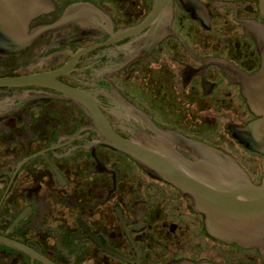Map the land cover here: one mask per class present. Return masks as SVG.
Returning a JSON list of instances; mask_svg holds the SVG:
<instances>
[{
	"label": "flooded vegetation",
	"instance_id": "obj_1",
	"mask_svg": "<svg viewBox=\"0 0 264 264\" xmlns=\"http://www.w3.org/2000/svg\"><path fill=\"white\" fill-rule=\"evenodd\" d=\"M21 1L30 17L0 23V264H264V242L213 235L191 196L107 145L58 88L122 138L172 133L188 158L182 139L199 140L260 184L264 154L232 131L258 119L243 93L261 65L245 27L264 25L258 0H174L170 33L144 51L149 28L120 35L154 0Z\"/></svg>",
	"mask_w": 264,
	"mask_h": 264
},
{
	"label": "water",
	"instance_id": "obj_2",
	"mask_svg": "<svg viewBox=\"0 0 264 264\" xmlns=\"http://www.w3.org/2000/svg\"><path fill=\"white\" fill-rule=\"evenodd\" d=\"M258 2L260 17L264 19V0ZM173 5L174 0H154L153 8L144 22L122 32L120 36L140 33L149 28L144 35L143 51L147 47L153 48L170 33ZM189 9L195 14L191 7ZM21 11V0H0V23L6 26L9 19L27 20L30 16L23 17ZM245 27L257 42L263 41V45H258L261 65L251 76L250 84L243 85L249 108L258 119L247 127L232 128V131L248 149L264 154V25L246 22ZM45 80L40 76L21 79L19 83L41 84ZM58 88L73 98H80L107 145L127 153L151 175L176 185L191 196L196 206L207 215L213 235L242 245L264 242V178L260 184H255L230 154L199 140L182 139L191 156L188 158L170 144L177 140L172 138V133L158 131L157 142H135L122 138L112 130L92 98L68 87Z\"/></svg>",
	"mask_w": 264,
	"mask_h": 264
},
{
	"label": "rangeland",
	"instance_id": "obj_3",
	"mask_svg": "<svg viewBox=\"0 0 264 264\" xmlns=\"http://www.w3.org/2000/svg\"><path fill=\"white\" fill-rule=\"evenodd\" d=\"M253 160V159H252Z\"/></svg>",
	"mask_w": 264,
	"mask_h": 264
}]
</instances>
